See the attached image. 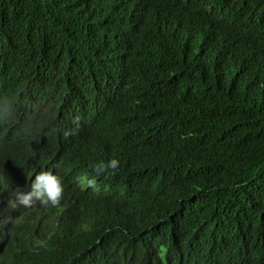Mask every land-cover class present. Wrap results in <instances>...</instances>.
Instances as JSON below:
<instances>
[{
    "label": "trees",
    "instance_id": "obj_1",
    "mask_svg": "<svg viewBox=\"0 0 264 264\" xmlns=\"http://www.w3.org/2000/svg\"><path fill=\"white\" fill-rule=\"evenodd\" d=\"M144 15L153 45L134 21ZM43 62L79 63L90 140L74 141L72 161L120 164L95 177L97 196L72 177L73 204L15 210L0 264H130L151 251L222 264L241 239L229 264H264V0H0V66Z\"/></svg>",
    "mask_w": 264,
    "mask_h": 264
},
{
    "label": "clouds",
    "instance_id": "obj_2",
    "mask_svg": "<svg viewBox=\"0 0 264 264\" xmlns=\"http://www.w3.org/2000/svg\"><path fill=\"white\" fill-rule=\"evenodd\" d=\"M160 1L127 0L144 8L152 7ZM150 20L149 15H144L141 20L134 19L136 27L145 33L144 39L153 45L154 37L147 29ZM5 36L13 39L9 32H5ZM7 44L12 47L16 45ZM137 51L143 53L140 48ZM1 52L8 56L12 54V51ZM121 63L123 68H129L128 61L122 60ZM77 68L79 63L59 62H43L41 69L0 66L1 241L5 224L11 221L15 210L38 211L63 203L73 204L67 199L69 196L67 189L72 177L83 183L75 184V189H80L83 194L90 193L91 198L97 196L100 192L94 193L91 188L96 185L95 177L115 174L119 168L118 159L113 158L107 162L101 160L89 165L92 173L70 158L74 141L81 138H84L85 142L90 140V136L87 135L89 126L83 122L80 112V77H77L80 71H75ZM220 85L226 90L225 83L222 82ZM125 189L126 186L121 184L118 190L124 192ZM87 223L86 209L80 213L78 225L73 230H82ZM17 240L18 238L14 244ZM242 240H234L226 253L221 252L219 261L222 264H229L233 252ZM115 258L119 262L124 261L120 255H116ZM215 262L218 264V261L208 256L206 259L189 258L183 260L181 264ZM130 264L168 263L162 253L151 251L149 256L135 255Z\"/></svg>",
    "mask_w": 264,
    "mask_h": 264
}]
</instances>
